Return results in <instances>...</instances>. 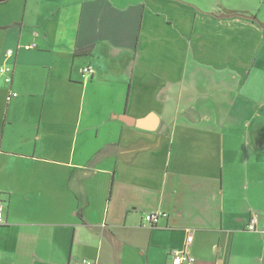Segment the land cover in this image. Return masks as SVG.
<instances>
[{
    "label": "crops",
    "instance_id": "0c3cea01",
    "mask_svg": "<svg viewBox=\"0 0 264 264\" xmlns=\"http://www.w3.org/2000/svg\"><path fill=\"white\" fill-rule=\"evenodd\" d=\"M227 4L0 0V264H171L188 233L264 264L263 31Z\"/></svg>",
    "mask_w": 264,
    "mask_h": 264
},
{
    "label": "built area",
    "instance_id": "2783aa9c",
    "mask_svg": "<svg viewBox=\"0 0 264 264\" xmlns=\"http://www.w3.org/2000/svg\"><path fill=\"white\" fill-rule=\"evenodd\" d=\"M27 49L31 48L30 46H27ZM8 54L12 55L13 51H9ZM11 67H5V68H0V74L3 73L4 71H11ZM93 73H95V70L92 66L90 65H85V67L83 68V72L82 74L85 76H92ZM17 96V93H9L8 95V99H11L12 97ZM5 200L2 196H0V225L3 224L5 222ZM165 213L162 212H152V213H148L144 216L145 222L148 225H156L159 223V221L161 220L162 217H165ZM248 229L252 230L253 232H260L262 234H264V226H259V215L257 213H252V216H250L249 219V223H248ZM193 241V236L188 233L187 236V245H185V247L181 250H173L172 251V260H171V264H193L194 261H196L195 257L190 253L189 249H188V245H191ZM83 264H94L93 262L89 261V260H82Z\"/></svg>",
    "mask_w": 264,
    "mask_h": 264
},
{
    "label": "rangeland",
    "instance_id": "374dc122",
    "mask_svg": "<svg viewBox=\"0 0 264 264\" xmlns=\"http://www.w3.org/2000/svg\"><path fill=\"white\" fill-rule=\"evenodd\" d=\"M248 0L243 4L242 2L240 3V0H228V7L229 9H231L232 11H228L226 10L225 12L223 11V13L225 15H227L228 12H237V15L235 16H232V17H238V18H242L244 21H250V20H254L258 23V25L260 26L261 30L263 31L262 32V35H260V37L258 39L261 38L262 36V39H263V43H262V47H263V44H264V0ZM246 4V5H244ZM261 6V7H260ZM245 10H249V11H245ZM257 14V15H255ZM256 17V19H254L253 17ZM222 17H226V16H222ZM228 18H231V17H228ZM262 22L263 24H260L259 22ZM261 49V48H260ZM259 76L255 77L253 76L251 78V81L253 79L254 83H255V86L256 87H261V86H264V75L259 71L258 72ZM253 95H255V97H258V96H262V94H256V93H253Z\"/></svg>",
    "mask_w": 264,
    "mask_h": 264
},
{
    "label": "water",
    "instance_id": "95a60500",
    "mask_svg": "<svg viewBox=\"0 0 264 264\" xmlns=\"http://www.w3.org/2000/svg\"><path fill=\"white\" fill-rule=\"evenodd\" d=\"M120 119L122 121H124L125 123L127 124H130V125H137L139 127H144V120H136L134 118H132L131 116H128V115H122L120 117Z\"/></svg>",
    "mask_w": 264,
    "mask_h": 264
},
{
    "label": "trees",
    "instance_id": "16d2710c",
    "mask_svg": "<svg viewBox=\"0 0 264 264\" xmlns=\"http://www.w3.org/2000/svg\"><path fill=\"white\" fill-rule=\"evenodd\" d=\"M235 15H237V12H228L227 13V15H225V14H222V16H228V17H232V16H235ZM254 19H256V17L254 16L253 17ZM257 20V19H256ZM259 22V21H258ZM260 24H263L262 22H259ZM264 25V24H263ZM91 49H92V45L91 46H85V47H83V48H81L80 49V51H83V52H90L91 51Z\"/></svg>",
    "mask_w": 264,
    "mask_h": 264
}]
</instances>
